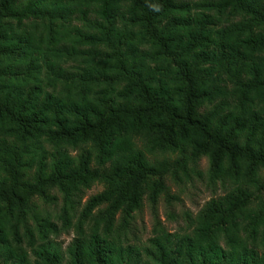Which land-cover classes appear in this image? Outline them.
<instances>
[{
	"label": "trees",
	"instance_id": "trees-1",
	"mask_svg": "<svg viewBox=\"0 0 264 264\" xmlns=\"http://www.w3.org/2000/svg\"><path fill=\"white\" fill-rule=\"evenodd\" d=\"M202 158L192 230L122 241ZM0 264H264V0H0Z\"/></svg>",
	"mask_w": 264,
	"mask_h": 264
},
{
	"label": "rangeland",
	"instance_id": "rangeland-1",
	"mask_svg": "<svg viewBox=\"0 0 264 264\" xmlns=\"http://www.w3.org/2000/svg\"><path fill=\"white\" fill-rule=\"evenodd\" d=\"M46 22L42 20L28 21L24 27V32L30 33L35 31L44 34V25ZM207 161L202 158L197 165L192 166L194 170L189 171V176L182 178L183 180L175 183L167 179V196H160L155 205V215L152 212L151 205L143 200V206L140 211L133 214L131 226L121 235L122 241H127L132 246L139 249L147 245V239L156 233L155 222L161 229L172 235H183L189 233L193 228L195 216L201 210L206 202L212 198L221 196L223 188L218 183L210 184L206 177ZM102 191V186L94 185L86 192L77 209L85 204L87 199ZM46 214L50 216L53 222H59L57 215L61 208L60 201L57 204L39 203ZM75 219L73 222H75ZM60 226V223L58 224ZM73 229L69 231H61L56 237L51 236L50 239L60 246L61 252L65 255V249L73 238ZM145 259V258H144ZM144 261H147L145 259Z\"/></svg>",
	"mask_w": 264,
	"mask_h": 264
},
{
	"label": "clouds",
	"instance_id": "clouds-1",
	"mask_svg": "<svg viewBox=\"0 0 264 264\" xmlns=\"http://www.w3.org/2000/svg\"><path fill=\"white\" fill-rule=\"evenodd\" d=\"M154 10H155V11H159V8H158V7H157V8H154Z\"/></svg>",
	"mask_w": 264,
	"mask_h": 264
}]
</instances>
